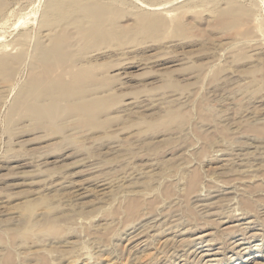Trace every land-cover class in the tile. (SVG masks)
<instances>
[{
	"label": "rangeland",
	"instance_id": "1",
	"mask_svg": "<svg viewBox=\"0 0 264 264\" xmlns=\"http://www.w3.org/2000/svg\"><path fill=\"white\" fill-rule=\"evenodd\" d=\"M174 1L94 0L120 37L81 41L1 0L0 264H264V0ZM49 29L70 47L36 61Z\"/></svg>",
	"mask_w": 264,
	"mask_h": 264
},
{
	"label": "bare ground",
	"instance_id": "2",
	"mask_svg": "<svg viewBox=\"0 0 264 264\" xmlns=\"http://www.w3.org/2000/svg\"><path fill=\"white\" fill-rule=\"evenodd\" d=\"M93 1L94 0H55L54 3L48 5L46 12H44L45 16L42 22L49 25V24H52V22L49 19L52 17H57L58 19L56 22H58V24H56L57 25L56 27H59L60 25L65 24L68 27H70L69 29L71 31H74L75 27L80 28L81 26L85 24L90 26L88 33L81 34V38H80L81 41H88V40H93V39L94 40L96 39L112 40V39H117L118 37H120L118 36L116 32L118 26H115L113 23H110L109 20L107 21V18H106L107 9L104 6L101 7V6L93 5V3H95ZM172 2L174 3L175 1L172 0ZM169 3H166L165 5L166 6L169 5ZM59 4L64 5V7L62 9L58 8L57 5ZM165 5H160V7L155 6L153 7L152 11L156 15H162V13H165L170 16V12L176 10V9L165 10L167 8L165 7ZM0 6H2L1 0H0ZM52 10L57 11V13L59 14H55V16L51 15ZM0 11H2V9H0ZM78 14H81L82 17L78 16ZM88 14L94 17L90 16V18H87ZM216 15H217L216 16L217 25L220 27V29L226 32H234L236 34H240L239 31L240 29H242L241 17L243 16H242V13L238 9L219 10V12L216 13ZM164 17L162 18L160 17L156 19L157 23L152 24L153 26L151 28L152 31H154L160 25L164 24L167 27L170 25V24L167 25V20L164 19ZM179 17L177 16L176 18L171 19V21L173 23L176 22L175 25H179L180 23L178 22V20H180L178 19ZM84 21H87V22H84ZM139 24H140V20L137 21V25ZM47 32H49L47 36L45 35V32H44V37L47 39L43 40V37H42V40H43L42 46L37 48L34 59L39 62L40 61L50 62L53 60L58 62L59 58L55 54L63 53L67 51V49L70 47V42L67 37L60 36V34L54 32L52 29L47 30ZM45 59L47 60L45 61ZM57 62H55L53 65H50L47 63L48 69L51 72L52 70L58 68L55 70V72L60 74L61 76L68 71L69 67H62L63 65L58 67V64H56ZM20 63H21V54L13 55L11 52L10 53L3 52V54L0 55V75L2 76V78L0 79L1 89L6 90L7 88L8 89L10 88L8 84L11 83L14 78V75H13L14 66L20 65ZM70 67H73L72 64H70ZM50 103H52V101H49L48 103L46 102L40 103L39 106L47 107L48 104ZM247 249L248 247L244 244L241 248V251L246 252Z\"/></svg>",
	"mask_w": 264,
	"mask_h": 264
}]
</instances>
